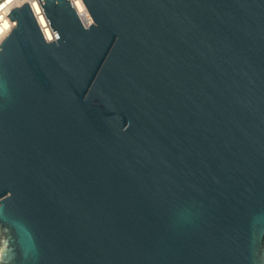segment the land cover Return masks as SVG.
Here are the masks:
<instances>
[{
  "label": "water",
  "instance_id": "95a60500",
  "mask_svg": "<svg viewBox=\"0 0 264 264\" xmlns=\"http://www.w3.org/2000/svg\"><path fill=\"white\" fill-rule=\"evenodd\" d=\"M41 0L0 43V264H264V0Z\"/></svg>",
  "mask_w": 264,
  "mask_h": 264
},
{
  "label": "built area",
  "instance_id": "2783aa9c",
  "mask_svg": "<svg viewBox=\"0 0 264 264\" xmlns=\"http://www.w3.org/2000/svg\"><path fill=\"white\" fill-rule=\"evenodd\" d=\"M14 1L15 0H0V43L8 35V33L11 31V29L15 25V21L12 20L11 17L8 15L11 12V9L15 5L22 4L25 2H29L32 5V7L34 8L35 12L37 13L39 19H40V15L42 13L40 8H39L40 6L42 7L41 0H21V2H19V3H14ZM79 13H80L82 19L84 20V22H86L88 24L91 23V22H87L85 20V18L83 17V14L80 11H79ZM92 20H93V18H92ZM49 39H53V38L49 37Z\"/></svg>",
  "mask_w": 264,
  "mask_h": 264
},
{
  "label": "bare ground",
  "instance_id": "6f19581e",
  "mask_svg": "<svg viewBox=\"0 0 264 264\" xmlns=\"http://www.w3.org/2000/svg\"><path fill=\"white\" fill-rule=\"evenodd\" d=\"M19 2H21V0H15L14 1V3H19ZM74 3L76 5L78 11H80L83 14V17L85 18V20L87 22H92L93 17L91 16L89 9L87 8L85 2L83 0H74ZM39 8L42 12L40 15V22L44 26V29H45L48 37L54 38L55 37V31L53 30L51 24L49 23L46 12L41 6Z\"/></svg>",
  "mask_w": 264,
  "mask_h": 264
}]
</instances>
